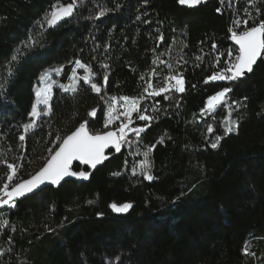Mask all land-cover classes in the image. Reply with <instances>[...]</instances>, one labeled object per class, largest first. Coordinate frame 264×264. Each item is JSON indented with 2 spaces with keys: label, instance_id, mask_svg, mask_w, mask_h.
<instances>
[{
  "label": "trees",
  "instance_id": "16d2710c",
  "mask_svg": "<svg viewBox=\"0 0 264 264\" xmlns=\"http://www.w3.org/2000/svg\"><path fill=\"white\" fill-rule=\"evenodd\" d=\"M72 2L0 0V188L38 171L58 148L57 136L81 123L105 132L109 97L146 98L119 152L93 171L74 166L89 173L88 183L0 207V264H264V55L244 81L204 82L227 67L229 51L238 54L230 29L264 21V0H202L192 8L177 0H75L72 18L50 29L53 6ZM76 60L101 92L83 83L75 93L54 90L48 114L25 132L37 76ZM169 76L183 78V93L147 96L149 79L163 86ZM226 88L225 101L209 109V98ZM140 112L152 119L140 120ZM231 121L237 127L225 135ZM133 128L144 131L137 137ZM126 140L148 153L153 180L133 175ZM112 203L133 207L117 214Z\"/></svg>",
  "mask_w": 264,
  "mask_h": 264
},
{
  "label": "snow or ice",
  "instance_id": "6c2138e0",
  "mask_svg": "<svg viewBox=\"0 0 264 264\" xmlns=\"http://www.w3.org/2000/svg\"><path fill=\"white\" fill-rule=\"evenodd\" d=\"M202 0H177V3L181 6H187L189 8L195 7L199 5ZM83 3V0H81ZM75 0L72 3L68 4L67 6L57 8L55 5L53 6V11L49 13L45 17V22L51 27L57 24V22L64 17L70 16L73 13L75 8ZM119 8V5H117ZM109 11L108 9H103L100 11L99 16H104L106 12ZM219 11V9H217ZM98 18V17H97ZM139 19V17H137ZM245 25V29L236 32L231 31V39L234 43L238 46V54H235L232 51L227 53V56L230 58L226 63L227 67L222 68L220 71L214 72L211 76L205 79V83L209 81H216V80H237L239 78H243L246 73H250L253 71V65L256 64L258 57L264 55V21H261L259 24L254 26L248 27V22L243 21ZM239 27V23H237ZM162 40L163 37H160ZM32 38L30 37V41ZM33 44L31 42L26 43L24 47L31 48ZM215 49L217 46L215 44L212 45ZM106 50V49H105ZM20 49L16 50V54L11 57L12 62H17L20 56ZM234 56V59H232ZM200 59V57H197ZM156 63V61H153ZM160 63H164V61H160ZM107 68V65H104ZM170 67V66H169ZM77 68L86 69L87 75L83 77H75V71ZM62 69H53L57 74ZM92 73L90 69H87V66L81 63L80 60L75 61V68L73 69V78L74 79H82L84 84H90L91 90L97 94L101 92V86L98 85L96 82H92ZM48 78V73L46 72L44 76L41 77V82L43 83ZM141 79L143 80L144 77L142 76ZM168 80H174L175 85H170L167 83ZM104 81L107 83L108 76H104ZM184 81L182 77L178 76H169L166 78L165 87L159 88L158 90L154 88L151 80L149 79V83L147 87L144 89V92L147 93L148 97L158 96L161 93L167 92L171 90V88H175L176 92L183 93L184 89ZM3 84H0V88H3ZM50 87V86H49ZM63 91L65 92H76L77 88L75 84L65 86H60ZM149 89H153V91L149 92ZM232 91L230 88H226L223 91L217 93L215 96H211L207 101V106L209 109H212L215 105L219 103H223L226 99V95L228 92ZM48 89H41L36 93L37 97L40 98L39 103L44 104L46 109L43 114L47 115L48 110V102L50 97L47 94ZM144 95H141L139 98H129L128 96H121L120 100L124 101L125 104L122 107L125 108L124 115L126 118L131 117L133 112L139 111V103L141 100L145 99ZM110 100L115 101V97H109ZM164 99L167 100L169 97L167 95L164 96ZM246 99V98H245ZM114 108L110 105L108 108V119L105 122V127L107 128L109 124L116 119V116H113ZM33 117L39 116L40 112L37 109V106L34 104L32 107V112L30 113ZM89 116L95 115V109L88 113ZM140 120H151L152 117L145 115L143 112L139 114ZM35 120L31 123L26 124L23 126L25 132L29 129L33 128L35 125ZM131 123V120L121 122L117 130L114 131H107L103 134L100 133H91L88 128L86 127L87 122L81 123L79 127H77L71 134L64 136L63 138L57 136V140H60L58 148L49 149L50 159L40 168L38 172H36L30 179L24 180L20 183H17L11 186V190H9L10 185L9 183H4L3 187L0 188V192L3 193L7 199H0V207L5 205L9 207H15L14 197L24 196L26 193L33 192L36 188L40 185L44 184L45 182L51 185H60L65 178L75 177L80 180H87L89 179V173L87 171H74L73 170V162L79 161L80 164L90 166L91 168L95 169L98 164H100L103 160L107 159L105 155V149L111 145L115 148L117 152L121 150V142L126 139V129L128 125ZM237 127L236 121H231L227 127H225V135L231 133ZM132 131L139 137L140 133L144 131V128H133ZM211 131V128H209ZM19 139L21 141L25 140L24 135H20ZM219 139L211 144L212 148H216L219 143ZM162 142V141H160ZM155 146H151L148 149V152L152 151V148ZM151 167V162L148 159V153H145V159L140 166L139 172H133V175L142 174L145 180L151 181L155 177L151 175L149 169ZM8 174H7V181H12L14 175L16 174V169L13 164L8 163ZM113 175H120V173H113ZM91 203V202H89ZM112 212L117 214H126L133 206L130 203L124 204H116L112 203L109 205ZM6 223V222H5ZM62 226V225H61ZM49 231H55V229H49ZM247 254V253H245Z\"/></svg>",
  "mask_w": 264,
  "mask_h": 264
},
{
  "label": "rangeland",
  "instance_id": "374dc122",
  "mask_svg": "<svg viewBox=\"0 0 264 264\" xmlns=\"http://www.w3.org/2000/svg\"><path fill=\"white\" fill-rule=\"evenodd\" d=\"M57 68L62 69L59 72V74H57L55 71H53V69H57ZM74 68H75V63L71 64L69 68L64 67V66H52V67L46 68L37 76L36 82L34 83V87H33L34 101H33L32 107L34 104L37 106V109L40 112L39 116L45 115L43 113L47 109H46V106L44 104L39 103L40 98L37 97V95H36V93L38 91H41V89H45V88L48 89L47 94L50 97L49 102H48V108H49L50 102H51L52 97H53L54 90L58 89L64 93H73L71 91H69V92L63 91V89L60 87L61 85L69 86V85L75 84L76 88L78 89V85L80 83L84 84L82 79H74L73 78V69ZM87 69H90V68L87 66ZM46 72L48 73V78L42 83L41 77L44 76V74ZM91 73H92V71H91ZM87 74L88 73H87L86 69L77 68L74 75H75V77H83ZM93 77H94V75H92L91 79H93ZM165 82H166V80L163 81V83H162L163 86L157 85L154 88L158 90L159 88L165 87ZM167 83L170 85H175L174 80H171V81L169 80V81H167ZM86 85L90 86V84H86ZM171 89H175V88L173 87ZM151 91H153V89H150L149 92H151ZM161 94H163V93H161ZM129 98H136V97H129ZM141 102H142V100L140 101V103ZM140 103H139V105H140ZM124 104H125V102L120 100V97L117 98L115 101H111L110 105L115 109L112 114H113V116H116L117 118L114 119L111 124H109L106 131H111L112 129H110V128L113 127V125H115V123H118V124H121V122L126 123L128 121V119H130L134 114L137 113V112H133L131 117L126 118L124 115H122V113H124V111H125V108L122 107V105H124ZM32 107H31L30 113L32 112ZM48 112H49V110H48ZM39 116L33 117L32 115L29 114V117L31 118V122L33 120H35V122H36V120ZM107 119H108V111H107ZM118 127L116 126V128H118ZM126 148H128L130 153H131V163H132L131 167H130L131 171L132 172H139L140 166L143 163L145 157L139 152L138 148L136 146H134L130 140H126ZM2 195H3V193H2ZM0 199H7V197H5L3 195Z\"/></svg>",
  "mask_w": 264,
  "mask_h": 264
},
{
  "label": "water",
  "instance_id": "95a60500",
  "mask_svg": "<svg viewBox=\"0 0 264 264\" xmlns=\"http://www.w3.org/2000/svg\"><path fill=\"white\" fill-rule=\"evenodd\" d=\"M63 6H67V5H63ZM63 6H61V7H63ZM58 8H59V7H58ZM74 13H75V8H74V10H73L72 15L67 16V17H64L63 19L59 20V21L57 22L56 25L51 26V27H50L48 24H47V25H48V27H49L50 29H56V28H58L59 26H61L63 23H65V22H67L68 20H70V19L72 18V16L74 15ZM232 43H233V45L238 49V46L234 43V41H232ZM261 57H262V56H261ZM261 57H258L256 64H257L258 61L261 59ZM256 64L253 65V70H254ZM251 74H252V72H250V73H246L245 76H244L243 78H239V79H237V80H239V81H244V80L248 79V78L251 76ZM111 131H114V130H111ZM105 132H107V131H105ZM103 133H104V132H103ZM103 133H100V134H103ZM113 150H115V148L112 147L111 145H109V147L105 149V155H107L109 152H111V151H113ZM49 159H50V158H49ZM77 165H79V166H85V167H87L88 169H90L91 171H93V170H95V169L98 167L99 164L97 165V167H96L95 169H93V168H91L90 166L80 164L79 161H74V162H73V168H74V166H77ZM42 167H43V166H42ZM39 170H40V169H39ZM39 170H38V171H39ZM38 171H36V172H38ZM36 172H35V173H36ZM35 173H34V174H35ZM34 174H32V175H31L30 177H28L27 179H30ZM89 177H90V175H89ZM27 179H25V180H27ZM23 181H24V180H23ZM88 182H89V179H87V180H80V179H77V178H75V177L65 178V180L62 181L60 185H51V184L45 182L44 184H42V185H40L38 188H36L33 192L26 193L24 196L14 197V202H20V201H22V200H24V199H26V198H28V197H30V196H33V195H35V194H37V193H39V192H41V191H43V190H46V189H57V188H59L61 185L66 184V183L86 184V183H88ZM9 190H11V188H10Z\"/></svg>",
  "mask_w": 264,
  "mask_h": 264
}]
</instances>
